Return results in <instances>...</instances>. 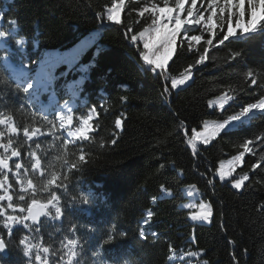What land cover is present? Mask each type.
Returning <instances> with one entry per match:
<instances>
[{"label": "trees", "instance_id": "trees-1", "mask_svg": "<svg viewBox=\"0 0 264 264\" xmlns=\"http://www.w3.org/2000/svg\"><path fill=\"white\" fill-rule=\"evenodd\" d=\"M152 3L163 6L164 0H125L121 22L115 24L106 20L112 0H0V30L10 35L0 48V79L6 81L0 84V119L11 118L18 129L10 134L0 125V142L11 140L20 154L7 171L12 203L26 207L32 198L46 202L55 193L62 208L61 219L26 222L27 229L19 224L5 229L0 217V236L7 242L0 264H37V249L30 257L23 255L19 241L25 236L30 244L50 248V264H65L68 239L78 241L75 264H264V110L208 144H197L195 151L188 144L192 132L207 121L225 120L264 99V26L250 33L237 29L224 45L220 40L228 23L216 22L212 30L203 22L185 26L187 35H200L201 41L190 47L182 30L172 59L153 72L140 59L143 43L131 40L150 26L151 14L141 16L139 10ZM193 7L196 17L202 14L206 21L208 0H197ZM210 38L212 45L205 43ZM16 39H23L21 47ZM4 55L28 65L24 77L10 74ZM201 55L205 59L196 65ZM185 71L188 77L191 72L190 80L172 89L171 80L184 79ZM27 80L38 81L45 92L30 91L29 100L17 90V83ZM50 94L56 103L42 108ZM222 95L232 99L220 110L210 109L209 101ZM89 115L92 128L86 140L65 137ZM25 128L31 139L23 135ZM245 142L251 151L234 161ZM32 153L41 161L39 170L31 167ZM0 155L10 156L11 150L0 149ZM17 162L34 192H21L13 176ZM223 163L231 175L222 181ZM53 174L56 180L45 191ZM245 175V184L234 189V181ZM191 185L212 207L207 224L191 221L190 211L180 206L187 200L182 189ZM7 203L0 202L5 215H20ZM109 235L113 240L106 244ZM172 255L187 256L170 262Z\"/></svg>", "mask_w": 264, "mask_h": 264}, {"label": "snow or ice", "instance_id": "snow-or-ice-1", "mask_svg": "<svg viewBox=\"0 0 264 264\" xmlns=\"http://www.w3.org/2000/svg\"><path fill=\"white\" fill-rule=\"evenodd\" d=\"M125 0H112V5L106 9V20L110 23L119 24L121 22V11L124 7ZM193 6L196 5L197 0H191ZM193 6L186 7V0H175V6H169V0H164L163 6H160L156 3H152L151 7H145L139 10V15L143 16L145 13L150 12L152 19L149 27H145L136 35L131 36L133 42H142L143 51L140 53V59L147 66L151 67L153 72H156L157 69L163 70L165 66L173 57V53L176 50L178 43V37L180 36L182 30L185 33L184 39L189 42V46L193 45V42H200L202 37L200 35H187V28L185 26L200 25L202 22L207 25L209 30L214 29L217 26L216 22H219L220 25L228 23L229 27L226 34L223 36V39L220 40V45H224L225 41L229 40L233 36V33L237 29H241L244 33H250L257 31L261 26H264V0H208V9L209 12L207 20L205 21L203 15L201 14L199 18L195 15V9ZM186 11L187 16L185 17L183 13ZM226 14V19H225ZM245 17H247L245 19ZM235 19V24L232 26V21ZM10 25H15L14 20H9ZM9 32L7 30H0V39L8 38ZM23 39H16L15 44L17 47L23 45ZM182 43V41H181ZM208 45L213 44V40L210 38L206 42ZM209 49L204 48V52L207 53ZM239 52L234 54L235 57H239ZM204 55H201L199 59L195 61L196 65L201 64L204 61ZM28 67V65H24ZM21 77L25 76V73L21 72ZM184 79H172L171 88L176 89L178 85H184L185 81L188 79V72L183 73ZM251 75V73H249ZM6 83L5 80L0 79V84ZM255 83V81H253ZM33 82L27 80L26 83L21 84L17 83V90L27 95V98L31 100L33 98V93L30 92L33 89ZM232 97H221L219 98L220 103L219 107L224 108L225 104L231 100ZM213 101H209V106L213 105ZM252 110H264V99H260L257 103H252L243 107L242 110L236 114L229 116L222 123L215 124L210 129V135L215 136L222 132V130L229 124L231 121H234L243 116L244 114L249 113ZM59 115V113H57ZM60 119L63 120V117L60 116ZM91 115L82 119L80 121L81 127H77L74 132H70L69 135L72 137H77L80 139L86 140L88 138L89 130L92 128ZM0 125H6L8 132L10 134H16L18 129L11 123V118L0 119ZM117 128L121 126V121L117 119L115 121ZM34 134V133H33ZM209 134L205 132H196L193 131L191 134V139L188 141V144L193 151L196 150L197 144L195 143L197 137L202 138L204 143L208 142ZM4 133L0 132V137H3ZM23 135L31 139L30 132L27 128L24 129ZM241 147L244 149L239 155L233 157L234 161L239 162L241 157L245 153L250 152L251 148L249 143L245 142ZM0 149H3L4 153H8L11 150V155H0V171L4 172L3 178H0V202L7 201V208L12 209L13 212L19 211L20 215H5L6 209L0 204V217H4L3 227L5 229H10L11 225H23L25 229L29 228V223L31 222L34 225H38L42 217L51 218L52 220H59L62 217V208L60 205V200L58 199L55 193L51 194L50 198L46 202H42L38 199L32 198L30 203H27L26 207H21L19 205H14L12 203L14 197L11 193V185L8 180L7 171H10L9 160L12 157H18L20 154L17 150L12 148V141L9 140L7 143L0 142ZM34 162L31 167L33 170H39L41 167V161L36 158V154L32 153ZM80 160H85L83 155L80 156ZM15 172L13 176L16 177V183L20 186L21 192L27 193L29 190L35 191L33 182L30 179H27V173L20 175L19 170L21 169V163L17 162L14 165ZM220 179L223 181L226 176L231 175V170L224 171L223 165L218 172ZM248 179L247 175L242 176L240 179H236L232 184L234 189H241L242 185L245 184V181ZM56 180L55 174L52 175V178L49 179L45 186L44 190L47 191L48 187L53 184ZM162 186V191H163ZM191 195V193L189 194ZM20 201L25 200L24 195L19 196ZM90 203L87 197L83 198V205H88ZM201 211L197 212L191 217L193 220L201 219L208 221L212 216V207L206 203H200L198 205ZM54 210V215L52 214ZM264 210V206H262ZM151 216V213H149ZM59 230V229H57ZM37 231L39 229L37 228ZM124 233H120L122 235ZM143 236L144 234L141 233ZM113 240V236L109 235L104 243H109ZM23 245V255L25 257H30L32 249H37L35 255V261L37 264H50L49 253L50 248L43 246L42 243L30 244L28 242V237L25 236L19 241ZM78 241L76 239H68L67 242L63 245L65 252L64 257H66L65 264H75L77 258V246ZM7 242L0 238V252L6 249ZM55 255V253H53ZM195 255V253H188V256Z\"/></svg>", "mask_w": 264, "mask_h": 264}, {"label": "rangeland", "instance_id": "rangeland-1", "mask_svg": "<svg viewBox=\"0 0 264 264\" xmlns=\"http://www.w3.org/2000/svg\"><path fill=\"white\" fill-rule=\"evenodd\" d=\"M149 14H151V13L149 12ZM2 45H3V40H0V46H2ZM54 55L57 57V55H59L58 51L55 52ZM6 63H7V62H6ZM7 65H8V67H9V68L15 73L16 76L20 75L21 72H23V73L26 72V68H25L24 66H22L20 69H17V70H16L14 67H11V65H10L9 63H7ZM189 75H190V76H189L188 79L185 81V84L190 80V78H191V72L189 73ZM33 85H35V83H33ZM182 86H183V85H179L178 87H182ZM33 87H34V86H33ZM221 97H228V95H222V96H220V97H216V98L211 99L210 101H213L214 103H213V105H212L211 107L209 106L210 109H219V110L222 109V108L219 107V103H220L219 98H221ZM48 99H49V103H52V102L55 101V97H54L53 95L49 96ZM229 102H230V100L228 101V103H229ZM228 103H227V104H228ZM227 104H225V106H226ZM208 105H209V103H208ZM225 106H224V107H225ZM70 107H71V105H67V106H66V108H67L68 110L70 109ZM241 110H242V109H240V110L238 111V113H239ZM255 111H256V110H252V111H250L249 113L244 114L243 116H239L238 119H236V120H234V121H231L229 124H227L226 127H225L222 131H224V130H228V129H232V128H235V127H237L240 123H242V122H244V121H248V120H249L248 115H250V114H254ZM238 113H236V114H238ZM236 114H235V115H236ZM223 121H224V120H218V121H216V120H210V121H207V122L205 123L203 129H195L194 131H196V132H205L206 134H209V133H210V129H211L215 124L222 123ZM69 123H70V118H67V119H66V124H69ZM70 132H72V131L67 132L66 135L69 136V137H72V136L69 135ZM213 137H214V136H211V135L209 134V139H208V142H207V143H204L203 140H202V138L197 137L195 143H196V144H204V145H205V144H208V143L211 141V139H212ZM222 165H223V170H224V171H229V170H228V166H227L226 163H223ZM228 177H229V176H226L224 180H227ZM219 178H220V177H219ZM189 188H191V187H190V186H189V187L187 186V187H184V188H183V190H184V196L186 195L187 200H186L185 203L181 204L180 206L183 207V208H186V209H188V210L190 211V214H189L188 218H189L191 221L198 222V223H208V222L210 221V218H209L208 221H204V220H201V219H197V220H193V219H191V217H192L193 215H195L197 212L201 211V210L199 209L198 205H199L200 203H204V202H203V201L200 202L199 200L197 201V199L199 198V196L197 195V191H195V190H197V189L194 190V189H189ZM195 188H196V187H195ZM189 192H191V195L188 194ZM165 194H166V192H165ZM170 260H173V258H171Z\"/></svg>", "mask_w": 264, "mask_h": 264}, {"label": "clouds", "instance_id": "clouds-1", "mask_svg": "<svg viewBox=\"0 0 264 264\" xmlns=\"http://www.w3.org/2000/svg\"><path fill=\"white\" fill-rule=\"evenodd\" d=\"M190 187H191L192 189H195V185H191ZM190 193H191V192H189L188 194H190ZM123 236H124V234L121 235V237H123ZM205 264H207V262H205Z\"/></svg>", "mask_w": 264, "mask_h": 264}, {"label": "water", "instance_id": "water-1", "mask_svg": "<svg viewBox=\"0 0 264 264\" xmlns=\"http://www.w3.org/2000/svg\"><path fill=\"white\" fill-rule=\"evenodd\" d=\"M5 251V250H4ZM4 251L0 252V253H3Z\"/></svg>", "mask_w": 264, "mask_h": 264}]
</instances>
